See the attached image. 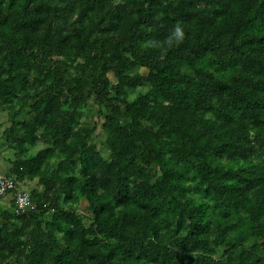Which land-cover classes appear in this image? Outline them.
<instances>
[{"label": "trees", "instance_id": "obj_1", "mask_svg": "<svg viewBox=\"0 0 264 264\" xmlns=\"http://www.w3.org/2000/svg\"><path fill=\"white\" fill-rule=\"evenodd\" d=\"M1 106L0 264H264V0H0Z\"/></svg>", "mask_w": 264, "mask_h": 264}, {"label": "rangeland", "instance_id": "obj_2", "mask_svg": "<svg viewBox=\"0 0 264 264\" xmlns=\"http://www.w3.org/2000/svg\"><path fill=\"white\" fill-rule=\"evenodd\" d=\"M141 72L143 74H147L148 69L145 67H142ZM109 74L111 78H114L113 72ZM145 89H147V85L140 86L137 89V91L145 90ZM134 95H135V92H132L131 96H134ZM83 109L86 112L82 119L84 122L89 123L91 125L98 123V119H99L98 104L94 99L89 100L88 104ZM9 125H10L9 108L7 106H1L0 107V170L2 172L3 171L9 172L13 166V160H15V158L18 156L17 149L9 144V142L6 140L5 135H4V129ZM106 136H107L106 129L102 126V124L99 123L94 139L97 140L98 145L102 149H104V143L106 140ZM42 145H43L42 143H39L38 145L32 147V150L35 151ZM104 152L106 153V150H104ZM22 183L24 187L28 188L29 190H32L33 188H36V187H41L38 181V177H32V178L26 177L25 181H23ZM3 200L4 198L0 199V203L4 207H9V204L7 202H3ZM8 201H10L9 203L12 202L11 199L10 200L8 199ZM87 204L88 203L85 198L81 200V203L79 205L81 208V211L85 210L87 212V209H86ZM86 221L90 223L89 218H87Z\"/></svg>", "mask_w": 264, "mask_h": 264}, {"label": "built area", "instance_id": "obj_3", "mask_svg": "<svg viewBox=\"0 0 264 264\" xmlns=\"http://www.w3.org/2000/svg\"><path fill=\"white\" fill-rule=\"evenodd\" d=\"M9 192L16 194V205L14 207L16 212H21L34 206L29 199V191L20 187L13 175H9L0 170V198Z\"/></svg>", "mask_w": 264, "mask_h": 264}, {"label": "crops", "instance_id": "obj_4", "mask_svg": "<svg viewBox=\"0 0 264 264\" xmlns=\"http://www.w3.org/2000/svg\"><path fill=\"white\" fill-rule=\"evenodd\" d=\"M11 194H8V195H6L5 197H4V200H3V202H7L8 204H9V206L11 205L9 202L10 201H8V199L10 200L11 198H12V196H10ZM10 196V197H9Z\"/></svg>", "mask_w": 264, "mask_h": 264}, {"label": "clouds", "instance_id": "obj_5", "mask_svg": "<svg viewBox=\"0 0 264 264\" xmlns=\"http://www.w3.org/2000/svg\"><path fill=\"white\" fill-rule=\"evenodd\" d=\"M176 33L178 34V36H182V32L179 28H177Z\"/></svg>", "mask_w": 264, "mask_h": 264}]
</instances>
